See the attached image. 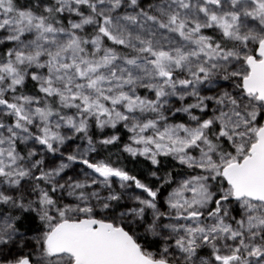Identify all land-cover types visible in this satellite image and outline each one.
Segmentation results:
<instances>
[{
	"label": "snow or ice",
	"instance_id": "obj_1",
	"mask_svg": "<svg viewBox=\"0 0 264 264\" xmlns=\"http://www.w3.org/2000/svg\"><path fill=\"white\" fill-rule=\"evenodd\" d=\"M0 264H264V0H0Z\"/></svg>",
	"mask_w": 264,
	"mask_h": 264
}]
</instances>
